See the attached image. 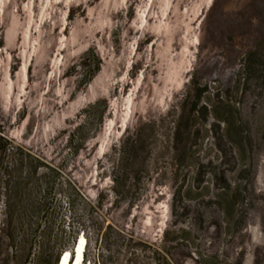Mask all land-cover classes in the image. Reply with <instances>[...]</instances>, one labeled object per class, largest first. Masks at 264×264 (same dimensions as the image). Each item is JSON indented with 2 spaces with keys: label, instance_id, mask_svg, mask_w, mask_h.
Segmentation results:
<instances>
[{
  "label": "rangeland",
  "instance_id": "374dc122",
  "mask_svg": "<svg viewBox=\"0 0 264 264\" xmlns=\"http://www.w3.org/2000/svg\"><path fill=\"white\" fill-rule=\"evenodd\" d=\"M35 1L30 27L48 38L47 56L7 54L10 35L2 48L0 264H57L83 235L101 264H264V0H208L202 15L180 1L149 51L131 48L109 0L98 58L84 43L66 58L52 50L66 5ZM18 146L40 157V194L5 167V148ZM119 165L137 185L111 191L97 230L92 185ZM38 197L67 243L53 256L35 241Z\"/></svg>",
  "mask_w": 264,
  "mask_h": 264
},
{
  "label": "trees",
  "instance_id": "16d2710c",
  "mask_svg": "<svg viewBox=\"0 0 264 264\" xmlns=\"http://www.w3.org/2000/svg\"><path fill=\"white\" fill-rule=\"evenodd\" d=\"M25 1L26 0H9L8 2L6 1L3 9H0V78L3 75V69L6 64H8V55L4 54L2 48L4 47V42H6V39L9 37H11L13 43L11 48L6 49V53L13 55V57L22 56L25 54V51L26 54H30L31 52L35 54L46 53V56L48 54V38L40 41L39 30L36 28L34 29L35 31L33 30V27L37 23L38 11L34 9L31 10L29 3ZM37 1L38 0H36L35 3ZM108 1L109 0H64L66 6L61 7L58 11L62 29L61 27H57L55 33L51 34L49 37V41L51 38L53 41L51 46L52 50H56L59 55L66 58L73 48L84 43V45L88 44L92 54H96L97 58L100 57L106 48V37L110 27L106 24L108 22L106 5ZM180 1L186 2V4H180V10L192 5L194 8H198L197 12H200L201 15L208 3V0H113L115 4H121L120 10L123 13L122 32H130L129 35L134 38V41L130 45L131 48L137 50L142 47V43H145V48L149 51L150 47L153 46L152 37L156 32L161 31L159 25L162 21L167 22L173 15L170 9L167 10V7H172L174 5L178 6V2ZM17 4L19 5L18 7H16ZM33 13L35 14L34 16ZM32 20L35 21L34 26L30 27ZM27 31H30L33 35L28 36ZM149 61H146V65L150 63ZM152 65H154V61L149 64V66ZM6 152L8 153V159L5 167L8 172H16L19 177L33 179L35 182V193L40 194L44 190L40 187L41 176L39 174L40 167L38 165L41 162L40 157L32 153V151L24 150L21 146L13 147L12 149L6 147L5 153ZM122 171L123 174H121ZM134 171V167L122 170L119 165L114 167L111 177H105L93 183L92 191L94 196L98 199L97 207L101 210L102 217H104L102 224L95 227L97 230H101L105 219L111 216L109 213L111 208L106 205L110 200L111 191L122 198L124 194L131 191L133 186L137 185L136 177L133 173ZM34 203L33 217L35 241L38 242L39 247L43 246L48 256H53L57 251H62L66 248L67 243L63 241L61 233L54 237L52 236L55 230L52 219H50V217L47 219L44 218V214L49 212V208L47 207L49 201L44 199V197H38L34 199ZM108 227L112 228L113 226L109 223ZM63 230L64 229H62V231ZM127 230L129 231V229ZM83 234H86V230ZM133 236V233L129 231L122 237L125 241L128 240L127 249L131 254H135V251L131 252V249L137 246L136 243H132L134 239ZM82 237H84L86 241L83 259L85 264L86 261L90 259V255L87 253L90 239L84 235ZM51 243L55 245L52 246ZM63 253H65V251ZM69 253L74 258V255H72L71 252ZM58 258L59 257H57V260ZM90 262H93V264H101L98 260L92 261V259H90ZM127 264H131V261L128 260Z\"/></svg>",
  "mask_w": 264,
  "mask_h": 264
},
{
  "label": "bare ground",
  "instance_id": "6f19581e",
  "mask_svg": "<svg viewBox=\"0 0 264 264\" xmlns=\"http://www.w3.org/2000/svg\"><path fill=\"white\" fill-rule=\"evenodd\" d=\"M86 248V241L84 237H78L75 245H74V258L71 256L67 258L63 256L59 259L57 264H84V249ZM73 258V261L72 259ZM70 262V263H69Z\"/></svg>",
  "mask_w": 264,
  "mask_h": 264
},
{
  "label": "water",
  "instance_id": "95a60500",
  "mask_svg": "<svg viewBox=\"0 0 264 264\" xmlns=\"http://www.w3.org/2000/svg\"><path fill=\"white\" fill-rule=\"evenodd\" d=\"M75 243H76V242H75ZM73 252H74V250H73V251H71L72 255H74V254H73ZM60 256H61V255H60ZM59 258H60V257H59ZM59 258H58V260H59Z\"/></svg>",
  "mask_w": 264,
  "mask_h": 264
}]
</instances>
